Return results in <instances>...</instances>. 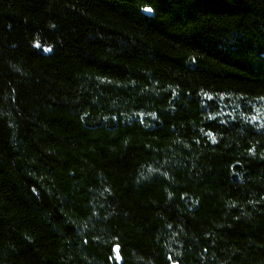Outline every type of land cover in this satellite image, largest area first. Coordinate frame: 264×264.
<instances>
[{
  "label": "trees",
  "instance_id": "1",
  "mask_svg": "<svg viewBox=\"0 0 264 264\" xmlns=\"http://www.w3.org/2000/svg\"><path fill=\"white\" fill-rule=\"evenodd\" d=\"M258 102L264 0H0V264H264Z\"/></svg>",
  "mask_w": 264,
  "mask_h": 264
},
{
  "label": "rangeland",
  "instance_id": "2",
  "mask_svg": "<svg viewBox=\"0 0 264 264\" xmlns=\"http://www.w3.org/2000/svg\"><path fill=\"white\" fill-rule=\"evenodd\" d=\"M246 117L252 122L264 126V102L249 103Z\"/></svg>",
  "mask_w": 264,
  "mask_h": 264
},
{
  "label": "water",
  "instance_id": "3",
  "mask_svg": "<svg viewBox=\"0 0 264 264\" xmlns=\"http://www.w3.org/2000/svg\"><path fill=\"white\" fill-rule=\"evenodd\" d=\"M149 10H150V9H146V10H145V13H147V14H149V15H153L152 11H151V10L149 11ZM115 251H116V253H117V257H118L119 261L121 262V257H120V255H119V248L116 247Z\"/></svg>",
  "mask_w": 264,
  "mask_h": 264
},
{
  "label": "snow or ice",
  "instance_id": "4",
  "mask_svg": "<svg viewBox=\"0 0 264 264\" xmlns=\"http://www.w3.org/2000/svg\"><path fill=\"white\" fill-rule=\"evenodd\" d=\"M150 11V10H149Z\"/></svg>",
  "mask_w": 264,
  "mask_h": 264
}]
</instances>
